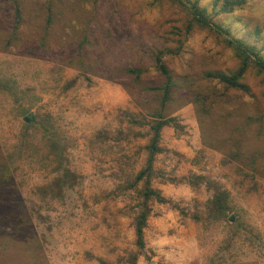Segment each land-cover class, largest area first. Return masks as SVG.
Segmentation results:
<instances>
[{
    "label": "rangeland",
    "instance_id": "374dc122",
    "mask_svg": "<svg viewBox=\"0 0 264 264\" xmlns=\"http://www.w3.org/2000/svg\"><path fill=\"white\" fill-rule=\"evenodd\" d=\"M18 1L12 38L15 6L0 0V264H264V76L249 71V93L207 78L239 61L216 32L188 30L173 0ZM223 3L200 6L264 53V0L219 14ZM156 53L176 83L165 116L177 126L163 130L152 179L169 203L151 201L140 252L132 185L160 109ZM131 67L147 72L137 81ZM66 171L75 179L60 188ZM208 184L231 195L220 221Z\"/></svg>",
    "mask_w": 264,
    "mask_h": 264
},
{
    "label": "trees",
    "instance_id": "16d2710c",
    "mask_svg": "<svg viewBox=\"0 0 264 264\" xmlns=\"http://www.w3.org/2000/svg\"><path fill=\"white\" fill-rule=\"evenodd\" d=\"M185 8L192 15V22L188 26V30H191L193 24H197L203 28L212 30L219 34L232 49L236 59L239 61L238 68L230 73H207L206 77L212 80H217L220 84H223L227 89L238 90L249 93V88L243 83L245 77L250 70H254L257 75L264 76V53L256 46L250 45L247 42L236 38L232 35L231 31L221 24L215 22V20L208 15L205 8L200 6L202 0H173ZM247 3V0H224V3L218 12L220 13H232L236 8L242 7ZM15 9L12 13L11 25H12V38H16L18 31L21 28L23 15L22 8L18 0H13ZM155 69L163 78V82L159 85L152 86L151 91L156 92L160 96V109L153 115L152 121L149 122L150 139L149 143L143 150L147 151L148 156L146 159L145 167L136 175L133 182V187L136 188L141 185V188L137 190L139 211L135 217V234L136 244L140 249V252L145 251V229L148 225V220L152 212L151 201L156 200L158 203L167 204L169 201L162 196L161 192L153 188L152 179L156 175L155 162L158 155L164 152L161 145L162 133L164 128L176 125L177 120L175 118H167L165 116V110L174 98L176 83L173 77V73L164 61L162 53L154 54ZM126 72L133 76L137 81L147 72L144 68L131 67ZM179 127V126H178ZM59 147L54 144L53 150L57 151ZM59 156V150L56 152ZM192 181L189 184L192 187H196L200 183L204 182V177L193 176ZM75 175L66 171L65 177L60 179L56 186L63 188L66 185V181L74 180ZM208 186L215 189V193L212 199L206 203L209 216L216 221H220L226 218L230 207L231 195L228 191L222 190L218 187H214L212 184ZM139 255H132V264H136Z\"/></svg>",
    "mask_w": 264,
    "mask_h": 264
},
{
    "label": "water",
    "instance_id": "95a60500",
    "mask_svg": "<svg viewBox=\"0 0 264 264\" xmlns=\"http://www.w3.org/2000/svg\"><path fill=\"white\" fill-rule=\"evenodd\" d=\"M27 121H29L28 119H26Z\"/></svg>",
    "mask_w": 264,
    "mask_h": 264
}]
</instances>
